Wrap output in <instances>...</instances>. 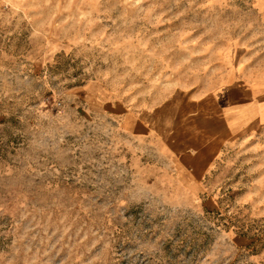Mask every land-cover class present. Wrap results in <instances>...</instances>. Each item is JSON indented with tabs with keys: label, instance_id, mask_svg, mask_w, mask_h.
I'll use <instances>...</instances> for the list:
<instances>
[{
	"label": "rangeland",
	"instance_id": "rangeland-1",
	"mask_svg": "<svg viewBox=\"0 0 264 264\" xmlns=\"http://www.w3.org/2000/svg\"><path fill=\"white\" fill-rule=\"evenodd\" d=\"M0 264H264V0H0Z\"/></svg>",
	"mask_w": 264,
	"mask_h": 264
},
{
	"label": "crops",
	"instance_id": "crops-1",
	"mask_svg": "<svg viewBox=\"0 0 264 264\" xmlns=\"http://www.w3.org/2000/svg\"><path fill=\"white\" fill-rule=\"evenodd\" d=\"M221 111V110H220ZM215 133V134H214ZM213 134V135H212ZM210 136H212L211 138L213 139V140H211V141H208V142H206V143H201V146H197L196 148V150L198 151V152H200V154H202V156L200 157L199 155H198V157L199 158H197L198 160L199 159H201L202 158V160H204V159H208L209 157H210V155H211V158H214L216 155H217V153H218V150H216L215 152H213V153H211L210 152V149H214L215 147H217V145H219V143H218V139H220V138H225L226 137V135H222L221 134V132H218V131H216V132H213ZM212 147V148H211ZM214 151V150H213ZM209 153H210V155H209ZM206 163V162H205ZM201 164H203V162L201 163Z\"/></svg>",
	"mask_w": 264,
	"mask_h": 264
}]
</instances>
